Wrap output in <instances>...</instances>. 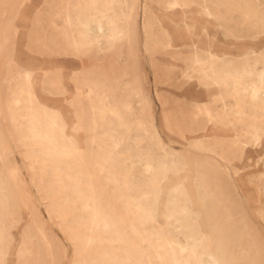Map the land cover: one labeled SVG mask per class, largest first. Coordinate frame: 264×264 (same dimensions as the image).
<instances>
[{"label":"rangeland","instance_id":"obj_1","mask_svg":"<svg viewBox=\"0 0 264 264\" xmlns=\"http://www.w3.org/2000/svg\"><path fill=\"white\" fill-rule=\"evenodd\" d=\"M170 254L264 264V0H0V264Z\"/></svg>","mask_w":264,"mask_h":264},{"label":"bare ground","instance_id":"obj_2","mask_svg":"<svg viewBox=\"0 0 264 264\" xmlns=\"http://www.w3.org/2000/svg\"><path fill=\"white\" fill-rule=\"evenodd\" d=\"M85 49V48H84ZM31 88V87H30ZM29 103L30 105L32 106V109H35V118L33 120L34 124H40L41 123V118H49L51 120V123L52 125H57V121L55 119V112L53 111H48L39 101L38 99H36V97L34 96V94L32 93L31 89L29 91ZM103 100V98H102ZM103 102V101H102ZM93 106V105H92ZM105 107V106H103ZM131 107V106H130ZM131 109V108H130ZM129 111V109H128ZM102 114H105V110L101 109L100 111ZM96 124V122L94 123ZM60 129V127H59ZM61 131H63V129H61ZM52 133H54V129L51 131ZM213 132V131H212ZM51 137H48L46 135V139L47 140V143L49 145L50 148H53L57 151V157H63V158H66V159H69V158H72L74 156V153L72 152L73 149H77L76 146H56L53 142H54V139H50ZM83 141V140H82ZM79 150V148H78ZM83 151H79L78 154L79 155H82ZM56 167L55 168H62L61 167V162L58 160L56 162ZM59 173V171L57 172ZM80 186V185H79ZM79 188V187H77ZM96 207V206H95ZM94 214H95V221L97 222V220L100 222L101 226L105 229V231H107V229H109L110 227H115V223L112 222L109 218V216L107 214H105L104 212H102L99 208H94ZM137 246L135 245V248ZM135 253L139 256L138 260L139 259H142V252L140 251V248H137L134 250ZM169 260H170V264H182L181 260L178 259L174 254H170V257H169ZM148 264H151V262H148Z\"/></svg>","mask_w":264,"mask_h":264}]
</instances>
